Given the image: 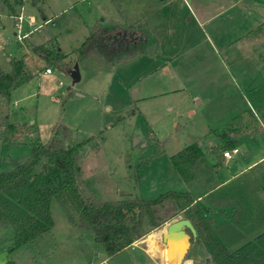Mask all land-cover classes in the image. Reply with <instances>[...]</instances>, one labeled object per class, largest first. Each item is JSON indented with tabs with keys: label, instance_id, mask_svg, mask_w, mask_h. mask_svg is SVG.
I'll return each mask as SVG.
<instances>
[{
	"label": "rangeland",
	"instance_id": "rangeland-1",
	"mask_svg": "<svg viewBox=\"0 0 264 264\" xmlns=\"http://www.w3.org/2000/svg\"><path fill=\"white\" fill-rule=\"evenodd\" d=\"M232 1L225 0L224 5ZM8 2L0 0V69L9 72L14 61L21 59L31 78L9 96L0 95V130L5 121L26 123L32 126V134H24L17 144L0 141V171L12 169L27 156L31 141L45 143L54 124L61 121L75 138L92 137L80 147L79 166L84 183L97 199L152 200L172 190L203 196L205 182L196 179L184 184L170 157L194 143L204 153L209 152L216 135L231 124L233 147L238 153L218 167V183L214 182L207 196L238 199L233 204L221 203L227 211L222 219L229 221L230 227L216 223L217 231L229 245L241 235L236 230L244 234L256 229L234 242L236 248L264 232V226H258L264 217L260 171L254 169L220 183L264 153V129L255 117L264 126V77L260 75L264 54L253 59V70L259 72L254 79L258 88L246 92L245 97L242 87L248 79L243 69L247 65L237 72L227 57L230 49H264V40L259 45L241 37L256 13L249 12V16L241 13L240 6H228L226 14L203 23L187 9L189 0H24L14 13L8 11ZM206 2L207 15L214 14L221 3ZM259 14L264 17V5ZM16 15L22 16L19 29ZM141 22L147 23L153 39L143 53L122 58L109 69L94 55L77 61V49L94 25L110 29L114 23L124 27ZM36 46H43L52 55H66L65 64L60 68L48 65L32 51ZM75 63L80 80L72 84L70 71ZM46 68L51 69L50 74L44 73ZM245 110L251 111L252 119L240 118ZM218 149L223 152L231 148ZM207 159L211 165L215 163L214 155L208 154ZM213 211L214 219L220 220ZM246 211L251 217L239 225ZM50 212L54 223L50 231L36 244L21 246L11 254V227L0 225V264H6L8 257L15 264H93L104 260L101 255L105 253L91 232L72 226L56 199H52ZM159 212L167 219L161 229L113 257L105 256L103 264H153L142 248L158 261L156 250L150 249L146 240L155 233L161 235L165 226L176 220L169 218L174 213L169 205ZM159 249L158 254L171 260L168 264H175L174 257ZM206 257L194 241L187 258L203 264Z\"/></svg>",
	"mask_w": 264,
	"mask_h": 264
},
{
	"label": "trees",
	"instance_id": "trees-1",
	"mask_svg": "<svg viewBox=\"0 0 264 264\" xmlns=\"http://www.w3.org/2000/svg\"><path fill=\"white\" fill-rule=\"evenodd\" d=\"M11 1L5 5L12 13L15 12V7L24 3V0ZM147 26L146 22L124 27L114 23L108 29L96 24L77 49V61L82 62L94 55L109 69L122 58H133L143 53L153 40ZM245 38L264 40V22L250 30ZM32 51L50 66L60 68L65 64L66 55L62 53L52 55L43 46L33 47ZM30 78L25 72L24 62L21 59L14 61L9 72L0 69V95L9 96L13 89ZM244 117L252 119L251 111L245 110L240 115V118ZM31 127L26 123L5 121L0 130V141L17 144L24 134H32ZM231 131L234 128L230 124L226 131L218 133L216 138L221 145L210 146L209 152L204 153L194 143L170 157L184 184L189 185L196 179H202L207 185L208 193L215 187L214 182L218 183L215 181L216 173L222 164V152L218 148H234L233 141L229 140ZM91 138H75L73 131L58 121L45 143L38 139L31 141L27 156L17 161L12 169L0 171V225L11 227L8 254L21 246L36 244L39 238L50 231L54 225L50 206L52 199H56L68 222L74 227L90 231L94 241L108 257L129 248L150 232L161 229L167 219L160 215L159 210L169 205L174 210L169 218L188 219L192 223L197 233L195 242L207 254L206 263L264 264V232L239 248L230 250L228 246L256 229L245 231L244 234L236 230L241 235L229 245L225 244L217 231L211 209L225 214L226 207H221V203L225 201L233 204L238 199L236 196H206L203 201H199L191 192L172 190L152 200L138 197L97 199L84 183L79 166L80 147ZM208 154L214 155L215 164L209 163ZM256 169L261 173L259 193L264 200V161ZM250 217V213L246 211L240 218L239 225L243 226ZM260 220L258 226L262 227L264 217ZM5 263L15 264L9 257Z\"/></svg>",
	"mask_w": 264,
	"mask_h": 264
},
{
	"label": "crops",
	"instance_id": "crops-1",
	"mask_svg": "<svg viewBox=\"0 0 264 264\" xmlns=\"http://www.w3.org/2000/svg\"><path fill=\"white\" fill-rule=\"evenodd\" d=\"M216 1L217 0H211L212 4H215ZM219 1H221V3H218V6L216 8V12L214 14L207 15L208 14V11L207 12L205 11V9H207V5H206L207 2H206V0H189L190 3H187V9L190 10L193 13V15L195 14V16H197L200 20H202L203 23H209V21H211L212 19L216 18L218 15L221 16L223 14H226L229 11L228 6H231L230 8H234L236 6L237 7L240 6L239 10L241 11V13L243 11L244 14L246 13L249 16H251L252 13H256L257 14L256 15V18H253L252 19V23L246 29H244V31H242L243 34H242L241 37H243V38H245L246 34L250 30H253L254 28L258 27L262 22H264V17H262L261 14H259V12L261 11V6L264 5L262 3H264V2H259V0H252V1L248 0V1H246L245 5H242L243 4L242 2L244 0H233L231 2L232 3L231 5L226 6V5H224V4H226L225 0H219ZM205 5H206V8H205ZM249 12H252V13L249 14ZM47 21H48V19L45 20V22H47ZM237 41H238V39H237ZM253 41L254 42H257V44L260 45V43H258V42H260V40H253ZM226 45L224 47H226ZM237 53H240V54H237ZM262 54H264V49H257V50H253V51H251V50H245V49H237V50L230 49V50H227V57L230 58L231 63L235 64L234 65V69L236 68L237 72H238V70H241L240 69L241 67L247 65L243 69V74H244L246 80L248 79L247 81L244 82L243 87H242L243 88L244 97L246 96V92L251 93V91H255L258 88L256 86V83H255L254 79L255 78L256 79L258 78L257 75H259V74H257V73H259V72L253 70V68H254L253 67V64H255L253 62V59L254 58L256 59L258 56H262ZM236 65L238 66V69H237ZM260 75L262 77H264V71H261L260 72ZM255 117H256V122H258L259 127H261V130L264 129V126H262V123L258 120L256 114H255ZM215 140H216L215 143H210L209 146L221 145V143L217 140L216 137H215ZM229 140L233 141V145L235 144V133H234V131H231L229 133ZM262 161H264V153H262L259 157H257L256 159H254L253 161H251L250 163H248L247 166L243 170H240L237 174L232 175L231 178H228L227 180H225L223 182H220V183H225L226 184L231 179L236 178L237 176H240L242 173H245V172L252 171V170L256 169L257 165L260 164ZM214 162H215V160H214ZM226 162L227 161H225L222 158V163H226ZM206 187H207V185H206ZM207 195H208V192L206 191L203 196H194V197L197 200H199V201H203L204 198ZM214 212H218V215L220 217V220H215L217 224L225 225V228L226 227H230L229 226L230 225L229 224V221L224 220L225 218L222 219V216H224V213L220 212L219 210L213 211V213ZM248 238H250V237H248ZM239 244L240 243H238V245ZM236 246L232 247V249H235ZM142 250H143V253L146 256H148V260L151 263H153V264H168V262L171 261L169 258L164 257L162 254H158V251H156L155 258L156 257L158 258V261H157V260L153 259L146 252V250H144L143 248H142ZM160 251L163 252V250H160ZM105 256L106 255H104V258H103L104 260H106ZM207 259H208V257H206V261H207ZM104 260L102 262H100V263L98 262V263H93V264H103L104 263ZM174 263L175 264H194L190 259L187 258V256L181 262L175 261ZM210 263H203V264H210Z\"/></svg>",
	"mask_w": 264,
	"mask_h": 264
},
{
	"label": "water",
	"instance_id": "water-1",
	"mask_svg": "<svg viewBox=\"0 0 264 264\" xmlns=\"http://www.w3.org/2000/svg\"><path fill=\"white\" fill-rule=\"evenodd\" d=\"M72 84L79 82L80 74L78 63H75L70 71ZM16 164V163H15ZM14 164V165H15ZM197 233L188 219H176L167 224L161 234V243L164 245L169 257H174L181 262L190 251L192 241H196ZM104 258V254L101 255ZM210 264H216L211 262Z\"/></svg>",
	"mask_w": 264,
	"mask_h": 264
},
{
	"label": "built area",
	"instance_id": "built-area-1",
	"mask_svg": "<svg viewBox=\"0 0 264 264\" xmlns=\"http://www.w3.org/2000/svg\"><path fill=\"white\" fill-rule=\"evenodd\" d=\"M15 20H16L15 26H16L17 29H19L20 28V24L22 22V16L21 15L16 16ZM29 23H30V25H33L34 21L30 20ZM18 38L21 40L22 36H18ZM44 73L50 74L51 73V69L50 68H46L44 70ZM237 153H238V150L236 148H231V149L224 150L221 154H222V158L225 161H229Z\"/></svg>",
	"mask_w": 264,
	"mask_h": 264
},
{
	"label": "bare ground",
	"instance_id": "bare-ground-1",
	"mask_svg": "<svg viewBox=\"0 0 264 264\" xmlns=\"http://www.w3.org/2000/svg\"><path fill=\"white\" fill-rule=\"evenodd\" d=\"M160 238H161V235H159V233H155V234H153V235H151L150 237L147 238L146 241L149 244L150 249H153V250H156L157 251L158 250V247H159L160 248L159 250L165 251L164 245H161L160 246Z\"/></svg>",
	"mask_w": 264,
	"mask_h": 264
},
{
	"label": "flooded vegetation",
	"instance_id": "flooded-vegetation-1",
	"mask_svg": "<svg viewBox=\"0 0 264 264\" xmlns=\"http://www.w3.org/2000/svg\"><path fill=\"white\" fill-rule=\"evenodd\" d=\"M192 243H193V241H192Z\"/></svg>",
	"mask_w": 264,
	"mask_h": 264
}]
</instances>
